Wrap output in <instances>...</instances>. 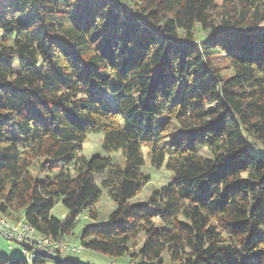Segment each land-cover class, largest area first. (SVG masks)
Listing matches in <instances>:
<instances>
[{
  "label": "trees",
  "instance_id": "obj_1",
  "mask_svg": "<svg viewBox=\"0 0 264 264\" xmlns=\"http://www.w3.org/2000/svg\"><path fill=\"white\" fill-rule=\"evenodd\" d=\"M221 56L229 76L210 61ZM91 133L123 164L81 155ZM249 144L264 148V0H0L1 216L20 210L58 241L83 213L96 219L105 190L116 208L76 238L88 250L133 264H264V156ZM143 145L173 176L131 204L148 181ZM46 259L81 264H0Z\"/></svg>",
  "mask_w": 264,
  "mask_h": 264
},
{
  "label": "rangeland",
  "instance_id": "obj_2",
  "mask_svg": "<svg viewBox=\"0 0 264 264\" xmlns=\"http://www.w3.org/2000/svg\"><path fill=\"white\" fill-rule=\"evenodd\" d=\"M134 3V1H133ZM180 37H182V33L179 32ZM204 32L197 26L194 30V39H200V37L204 36ZM211 63L215 65L222 75L229 76L232 74L233 70L229 66L227 60L224 57H213L210 59ZM86 78V71L83 70L80 74L77 75L76 79L84 80ZM94 86V90L96 94H101L104 96L112 109L116 108L115 102L112 101L110 95L105 93L102 89L99 90L97 86ZM163 140L168 141V135L163 133L161 135ZM251 152L258 156H264V148L260 145L252 147L250 144ZM144 164L141 166V173L147 177L148 181L142 186L139 193L132 196L129 199V203L138 204V203H147L150 196L159 191L165 184H167L173 176V173L167 170L165 167V161L160 167H155L150 163L149 160V145H143L141 148ZM200 154L202 156H209L205 149L200 150ZM81 155L85 158H90L94 155L99 156H108L111 158L113 163L123 164L124 158L120 150L107 152L102 148V134L101 133H91L88 134L84 141L81 144ZM100 180V177H97V181ZM116 208L115 203L110 199L105 190H102L101 196L94 205V211L96 213V219L89 218L88 214L83 213L78 219V223L76 227L73 229L72 233L62 239H59V242H63L65 245L71 247L80 246L78 252H75L74 249L67 250L64 249L61 254L64 256L56 257L57 259H66L68 261H77L81 264H133V262L128 259V256H124L123 258H117L115 260L95 251L88 250L82 247L79 244V241L76 238L80 235L82 230L89 225H99L107 220L108 216L112 211ZM67 214V210L62 205L60 201L55 203L52 209V215L57 218H64ZM0 218L13 224L15 226H23V216L20 210H16L11 208L10 216H5L0 214ZM153 221L157 224L159 221L156 218H153ZM144 242V235L140 234L136 240L134 247L130 248V251H137L139 247L142 246ZM22 258L23 251L22 246L5 239L0 235V258L14 259V258ZM166 261L167 256L165 257ZM43 264H54L53 259H46Z\"/></svg>",
  "mask_w": 264,
  "mask_h": 264
},
{
  "label": "built area",
  "instance_id": "obj_3",
  "mask_svg": "<svg viewBox=\"0 0 264 264\" xmlns=\"http://www.w3.org/2000/svg\"><path fill=\"white\" fill-rule=\"evenodd\" d=\"M23 224V226H15L0 218V235L9 241L21 245L23 256L28 261L36 258L38 254L61 257L63 256L61 252L64 249H74L75 252H78L77 250L80 248V246L79 248L73 246L70 249V246L65 245L63 242L37 235L24 222Z\"/></svg>",
  "mask_w": 264,
  "mask_h": 264
}]
</instances>
